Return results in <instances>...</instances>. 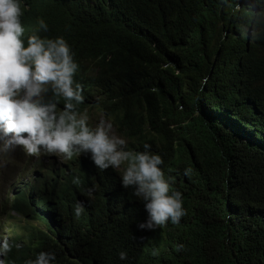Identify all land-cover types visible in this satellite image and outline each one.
Returning a JSON list of instances; mask_svg holds the SVG:
<instances>
[{
    "label": "trees",
    "instance_id": "trees-1",
    "mask_svg": "<svg viewBox=\"0 0 264 264\" xmlns=\"http://www.w3.org/2000/svg\"><path fill=\"white\" fill-rule=\"evenodd\" d=\"M20 1L25 35L69 44L77 110L109 112L136 152L150 144L186 215L139 229L148 213L120 172L34 180L10 207L42 229L25 227L11 264L39 251L52 264H264V0Z\"/></svg>",
    "mask_w": 264,
    "mask_h": 264
},
{
    "label": "clouds",
    "instance_id": "clouds-1",
    "mask_svg": "<svg viewBox=\"0 0 264 264\" xmlns=\"http://www.w3.org/2000/svg\"><path fill=\"white\" fill-rule=\"evenodd\" d=\"M20 0H0V153L22 149L30 166L41 168L40 175H32L22 186L6 189L0 204V216H19L17 229L10 236H2L0 223V264H11L9 254L27 244L29 233L25 227L42 229L36 221L10 207V201L34 180L61 182L69 177L79 184V175L96 170L122 174L121 185L132 187L133 195L144 202L148 213L140 223L141 230H155L169 220L180 222L186 215L182 194L171 191L170 183L161 169V156L151 152L145 143L144 151L136 152L127 144L126 135L117 128L113 116L90 108V113L77 106L84 103L81 84L74 85L78 64L74 62L69 44L63 37H29L21 23ZM40 29L48 31L44 20ZM212 66V65H211ZM60 99L64 101L63 106ZM102 120L95 128L88 124L90 115ZM111 130L114 135H110ZM185 170V175L190 173ZM27 188L25 189V191ZM84 205L78 202L74 212L79 216ZM37 222V221H36ZM177 245V251L183 249ZM153 254H156L154 250ZM121 260L127 253H119ZM53 253L35 252L21 264H52Z\"/></svg>",
    "mask_w": 264,
    "mask_h": 264
},
{
    "label": "rangeland",
    "instance_id": "rangeland-1",
    "mask_svg": "<svg viewBox=\"0 0 264 264\" xmlns=\"http://www.w3.org/2000/svg\"><path fill=\"white\" fill-rule=\"evenodd\" d=\"M102 120V118L93 114L90 115L88 119V124L95 128L97 124ZM110 135H114L111 130ZM34 156L27 155L22 149L17 148L15 151H10L7 153H0V200L4 195V191L7 189H13L14 191L19 189L22 184L30 179L32 175H40L42 169L33 168L30 166L29 159ZM19 216L11 215L10 212L7 215L0 216V223L2 227V236H10L12 231L17 229ZM32 223H37L36 221H29Z\"/></svg>",
    "mask_w": 264,
    "mask_h": 264
}]
</instances>
